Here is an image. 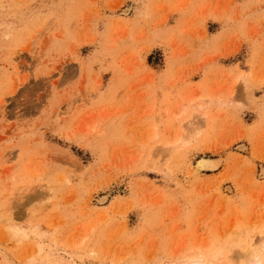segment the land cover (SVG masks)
<instances>
[{
	"label": "rangeland",
	"instance_id": "rangeland-1",
	"mask_svg": "<svg viewBox=\"0 0 264 264\" xmlns=\"http://www.w3.org/2000/svg\"><path fill=\"white\" fill-rule=\"evenodd\" d=\"M251 245L264 261V0H0V264Z\"/></svg>",
	"mask_w": 264,
	"mask_h": 264
},
{
	"label": "bare ground",
	"instance_id": "bare-ground-1",
	"mask_svg": "<svg viewBox=\"0 0 264 264\" xmlns=\"http://www.w3.org/2000/svg\"><path fill=\"white\" fill-rule=\"evenodd\" d=\"M241 78V77H240ZM242 79V78H241ZM246 91H247V89H246ZM194 115V114H193ZM179 118V117H178ZM183 133V132H182ZM189 134H190V132H189ZM181 136H183V135H181ZM185 137V136H184ZM179 138V137H178ZM189 138V137H188ZM188 138H186V139H188ZM191 138H192V136H191ZM185 139V141L187 142V140ZM178 140V142H179V144H181V143H183V144H185L184 143V139H177ZM181 141V142H180ZM183 141V142H182ZM188 141H189V139H188ZM173 142V141H172ZM178 142L176 143V144H174V147H175V150L176 149H178V147L180 148L181 146H183V145H180V146H176V145H179L178 144ZM190 142H191V140H190ZM161 147V146H160ZM239 149V148H238ZM162 151H164V150H162ZM169 151V150H168ZM161 153V152H160ZM199 166H200V168L201 169H211L213 166H215V165H213V162L212 161H210V160H202L201 162H199ZM214 169V168H213ZM106 200H107V196H100L99 197V199H98V203L99 204H102V203H104V202H106ZM263 238V237H262ZM202 256V255H201ZM241 257L240 258H243L242 259V262H240V264H264V261H263V259L262 258H260L261 256L259 255V253H258V251L255 249V248H253V246L251 245V248H248V249H246L245 250V252L244 253H242V255H240ZM198 257H200V255L198 256ZM202 258V257H201ZM201 258H195L194 260H192L190 263L191 264H202V262L203 261H201ZM239 258V257H238ZM202 259H204V258H202ZM214 259V258H213ZM211 260V262H210V260L209 261H207L208 262V264H216V261L215 260ZM215 259H216V256H215ZM48 260H50V258H45V260H44V262L45 263H47L48 262ZM217 260V259H216ZM222 260V259H221ZM190 261V260H189ZM188 262V261H187ZM206 262V261H205ZM204 262V263H205ZM223 262V261H222ZM233 263H230V264H235L234 263V261H232ZM55 264V262H48V264ZM203 263V264H204ZM225 263V262H224Z\"/></svg>",
	"mask_w": 264,
	"mask_h": 264
},
{
	"label": "crops",
	"instance_id": "crops-1",
	"mask_svg": "<svg viewBox=\"0 0 264 264\" xmlns=\"http://www.w3.org/2000/svg\"><path fill=\"white\" fill-rule=\"evenodd\" d=\"M253 121H254V120H253ZM252 123H253V122H252ZM252 123H251V124H252Z\"/></svg>",
	"mask_w": 264,
	"mask_h": 264
}]
</instances>
